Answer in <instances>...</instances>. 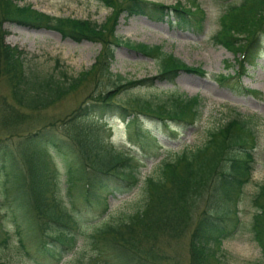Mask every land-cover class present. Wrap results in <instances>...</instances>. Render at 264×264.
<instances>
[{
  "label": "trees",
  "instance_id": "16d2710c",
  "mask_svg": "<svg viewBox=\"0 0 264 264\" xmlns=\"http://www.w3.org/2000/svg\"><path fill=\"white\" fill-rule=\"evenodd\" d=\"M101 1L112 8V13L108 20L98 24L87 19L31 11L28 6L19 7L11 0H0V79L5 78L10 85L12 103L25 110L37 111L55 104L90 77L97 81L111 76L113 47L121 44L153 58L160 65V72L154 77L125 79L116 75L110 86L94 89L66 118L28 130L15 142L6 137L10 135L0 134V169L10 175L12 186H18L14 191L18 204L0 197V245L6 246L10 238L7 220L14 223L18 242L23 245L20 211L31 214L37 250L60 257L61 251L71 250L77 243L74 232L80 222L75 204L78 199L91 205L93 200L105 201L107 195L137 186L139 172L135 155L93 134L83 125L86 117H102L108 111L119 110L129 137H138L139 141L145 142V137L152 135L150 130L142 127L139 115H147L168 129L172 123L193 125L200 116L197 96L172 93L156 103L146 99H134V103L118 99L119 94L152 85L157 79L173 81L180 72L204 75L205 71L185 64L160 50L158 45L123 41L115 34V27L118 16L125 12L127 17H171L179 24H185L195 15L198 16L195 19L197 26L201 28L204 20L201 8L194 6L192 9L180 1L173 4L149 0ZM228 11L233 12L228 16L229 21L238 16L241 20L231 24L224 17ZM225 13L220 18V29L212 39L232 53L239 52L241 60L237 61L235 75L220 74L216 79L223 82L236 77L240 84L239 79L245 74L244 64L254 65L264 51V0L229 3ZM7 21L54 29L75 41H98L102 47L91 67L75 76L66 70L58 75L40 76L25 67L21 50L5 42L2 27ZM108 21L110 26L105 32ZM164 53L168 56L162 57ZM244 90L251 92L248 88ZM9 104L7 101L0 103L4 107ZM26 115L28 118V111L20 108L9 111L3 108L0 120L3 126L19 124ZM255 127L256 120L252 116L236 113L225 124L208 130L202 145L164 160L159 164L158 176H149L142 181L144 197L140 207L111 217L91 237L104 249L114 251V247L118 248L115 255L119 264H157L162 254L155 252L154 244L142 248L141 242L155 240L162 234L166 239L177 238L188 229L191 218L190 264H210L213 246L230 237L240 223L236 207L254 167ZM50 148L71 154L74 166L68 168L63 182L58 181L56 169L46 160L45 154ZM254 201L258 210L253 217L252 229L263 254V260L254 264H264V180ZM200 203L203 206L192 222L193 209Z\"/></svg>",
  "mask_w": 264,
  "mask_h": 264
},
{
  "label": "rangeland",
  "instance_id": "374dc122",
  "mask_svg": "<svg viewBox=\"0 0 264 264\" xmlns=\"http://www.w3.org/2000/svg\"><path fill=\"white\" fill-rule=\"evenodd\" d=\"M11 1L19 7L28 6L31 11L44 12L57 17L87 19L98 24L108 20L112 13V8L101 0ZM149 1L164 4L180 1L192 9L194 6H199L204 13L202 27L197 26L195 19L198 16L195 15L189 17L185 24H179L171 17L152 18L147 15L127 17L125 12H121L117 18L115 34L123 41L133 44L158 45L160 50L185 64L201 67L205 74L180 72L173 81L157 79L152 85L127 90L117 97L129 103H134V99H146L156 103L172 93L188 97L197 96L200 101L197 105L200 116L193 125L172 123L168 129L147 115H139L142 127L150 130L152 135L151 138L145 137V142L139 141L138 137H129L119 110L108 111L102 117L96 115L86 117L83 125L93 134L107 140L116 148L135 155L134 160L139 172L137 186L131 190L122 189L120 192L107 195L105 201L100 198L93 200L91 205L78 199L75 204L80 222L74 232L77 243L71 250L61 251L60 257L37 250L31 214L17 209L21 220L19 223L23 234V245L20 246L18 242L14 223L7 220L6 228L10 238L6 246L0 245V264H119L115 255L118 248L114 247V251L102 248L100 242L93 239L91 234L103 222L120 212H131L140 207L144 197L142 181L149 176H158L161 162L172 159L183 150L202 145L208 130L225 124L236 113L252 116L256 120L255 162L250 179L244 185L237 202L239 226L230 237L213 246L214 254L209 262L210 264H254L263 260L261 247L254 237L252 221L258 210L254 198L264 180V51L254 65L244 64L245 74L239 79L240 84L236 77L220 82L216 79L217 75H235L237 61L241 60V56L239 52L228 51L212 37L220 29V18L226 14L227 4H239L241 0ZM229 12L224 16L227 20L228 16L233 14ZM238 17L228 21L235 25L241 20V18L237 19ZM109 26L110 21L106 24L105 32L108 31ZM2 28L5 31V42L21 50L20 57L24 60L25 67L35 70L40 76L49 73L58 75L63 70L75 76L91 67L102 47L98 41L87 39L75 41L61 36L54 29L37 28L27 23L7 21L3 23ZM167 54L164 53L162 57L168 56ZM110 70L111 76L101 77L97 81L90 77L60 101L37 111L25 110L14 105L10 85L5 78H1L0 103L7 101L10 104L8 107L0 105V113L3 108H6V111L20 108L28 111L29 117L27 118L26 115L21 123L7 126H3L0 120V134L10 135L11 137H6L10 142H15L28 130H34L48 122L57 123L66 118L94 89L110 86L116 80V75L125 79L154 77L159 74L160 65L153 58L121 44L113 47ZM244 88H248L251 92H246ZM45 157L49 165L56 169L58 181L63 182L68 168L74 166L71 154L50 148ZM1 173L3 177L0 178V197H5L6 201L15 205L18 204L14 196L18 186H12L10 175L6 170L0 169ZM202 206L203 203H200L193 209L192 222L195 221ZM190 220L191 218L188 220V229L181 236L166 239L162 234L155 240L142 241L141 247L154 244L155 252L162 254L157 264H190L189 236L193 225Z\"/></svg>",
  "mask_w": 264,
  "mask_h": 264
}]
</instances>
